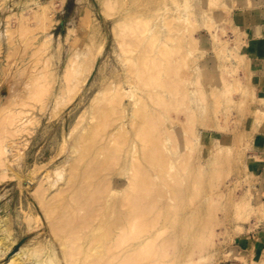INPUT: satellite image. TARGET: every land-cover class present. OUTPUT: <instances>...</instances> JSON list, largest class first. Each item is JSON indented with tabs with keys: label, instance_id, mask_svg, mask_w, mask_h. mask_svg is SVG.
<instances>
[{
	"label": "rangeland",
	"instance_id": "374dc122",
	"mask_svg": "<svg viewBox=\"0 0 264 264\" xmlns=\"http://www.w3.org/2000/svg\"><path fill=\"white\" fill-rule=\"evenodd\" d=\"M263 10L264 0H0V156L9 159L0 164V264L33 250L63 264L40 182L58 177L55 187L68 188L85 146L104 163L129 136L132 150L103 174L125 196L144 139L158 144L164 167L151 168L150 202L159 219L146 235L149 246L167 242L166 264H264L263 239L254 242L264 228L255 71L264 63L245 46L247 13L257 22Z\"/></svg>",
	"mask_w": 264,
	"mask_h": 264
},
{
	"label": "bare ground",
	"instance_id": "6f19581e",
	"mask_svg": "<svg viewBox=\"0 0 264 264\" xmlns=\"http://www.w3.org/2000/svg\"><path fill=\"white\" fill-rule=\"evenodd\" d=\"M131 30L133 32L138 31L135 28H131ZM136 38H134L133 40L131 39L128 42V44H130L131 47L133 46V48L135 49H137L138 47L137 44L138 42ZM136 44L137 46L135 47ZM131 49L129 46L128 50L130 51ZM134 57L135 56H133L132 58L131 56L130 59L128 60H131V64L136 68H138L141 64V61L143 60L140 59L141 60L140 61L138 57H137L138 60L136 57L134 59ZM98 65H99V60H97L94 64L95 69L98 67ZM94 71L95 70L93 69L90 78H92ZM150 73L149 75L150 77H152L153 74ZM141 76H143V74ZM147 76L145 75V79L144 76L141 78V80L142 79L144 80L143 81L144 83H148L151 80H153V78L150 79V77H148L150 79L149 81V79H147ZM167 82L170 83L171 79L170 82L169 81ZM85 84L86 82H84L83 85ZM174 84L171 83L173 87ZM145 121H148V119H146ZM149 129L151 131V127L147 128V131ZM140 130L141 131L143 130L145 132L144 129H140ZM89 140L88 138L86 139V141ZM144 141H146L145 144H143L144 146L142 150L144 154V160L140 161L141 162L140 163L135 159H132L133 172L132 175L128 176L129 184L126 187H124L125 190L124 192H126V195L125 196L123 195V197L120 195L122 199H120L121 197L117 199V197L119 196L116 197L117 194V191L115 189L116 184H114V180L112 179L111 176L110 178L108 177V175L110 174L106 173L108 174L106 176V174H103V171L109 168L111 169L110 165H112V167L118 165L119 160L121 158L120 154L122 153L126 154L127 152H130V150H132L133 147H131L130 144L131 142L130 136L127 137L126 139V142L128 143L127 144L128 148L127 147L125 148V146H123L126 143L123 140H121L122 144L120 146L116 145L115 146L116 150L112 148V150L114 149L113 153L111 152L112 150H110L111 154H109V151L107 152L110 156L113 154L112 157L114 158V160H112L113 158L108 157L110 161H112L111 162L112 164L109 163L110 162L109 160L107 161L105 160L104 163L101 162L103 160L100 159H99L100 161L97 160L98 159L97 156L99 154V148L97 149L98 151L97 152L94 151L95 154L93 153L92 155L90 154L92 152L90 151L91 150L89 146L90 144L85 146L84 148H86V150L89 149L90 150L86 151L83 148L81 150L82 152L81 151L79 152V156L77 157L78 159H80V162H82L83 164L79 163V165L78 164L71 165L69 170L70 172L67 175L68 188L65 189L61 188L60 187L61 184L59 183L60 186L58 187L59 189L58 191L57 187H55L56 185L55 180L58 178L57 176H56L57 178L54 180L55 182L53 181L55 185L53 184V182L52 183L50 182V185H47L48 188H51L54 185V187L57 189L56 191H58L56 194L54 193L53 198L49 197L50 194L48 195L46 193V191L49 189L47 188L46 185H44L45 183L40 182V186H39L40 188H38L37 192H39L38 195L40 196L43 205H45L46 207V212H47L46 215H48L47 217H49L51 221L53 231L60 238L63 264H145V263L166 264L167 263V262L165 263L166 257L169 254L168 253L169 249L167 250V242L165 243L163 241L164 243L163 242L160 243V247L159 245L158 246L154 245L159 248L158 249L156 247L157 249H155L153 248L154 246L152 247V245L150 246L148 245L151 244V242L149 243V240L151 238L146 235L148 234V232L153 230V229L150 230V228H153L152 226L157 221L156 217L159 215L158 212H157L158 214L153 212L154 209L152 208L154 206L153 207L151 206L153 203H156L154 201V197L156 198L158 195L157 193H155L156 195L152 193V191L154 192L153 189L154 187L150 185L151 181H153L151 179L154 176L152 174L153 173L152 170L157 169V168H153L154 165H158V166L160 165L161 166V167L159 166L160 168L164 167L162 164L164 162H162L160 154H158L159 153L158 144L151 143V140L149 139L147 140L144 139ZM149 141L151 144L149 143ZM1 142L4 141L2 140ZM4 143L6 144V142ZM88 146L89 149L87 148ZM0 147L2 149L5 146H0ZM7 148L8 145L6 149ZM101 149L102 148H100V150ZM2 152H4L3 149ZM1 157L2 156H0V159ZM2 158L5 160H3L4 162H2L1 159L0 164L2 165L4 163V165L5 164L8 165L7 162V160H9L8 157L6 158L2 157ZM130 161L131 159L128 160V163H130ZM80 165H82L83 167H81ZM57 170L56 172L60 171V169L58 171ZM56 172L54 171L55 175H58L59 173L56 174ZM61 173L64 174L63 170L61 171ZM151 174L153 176L150 179ZM60 176H62V174L59 175V177ZM47 177H48V172L46 178ZM50 177H48V179L49 181H52V178L50 180ZM43 181L45 180L43 179ZM49 181L46 180V182ZM58 182L61 181L58 180ZM62 182H64V178ZM152 197H153V203L151 204L150 200H152ZM155 207H157L156 204ZM156 225L157 222L155 226ZM154 237L156 236H153L152 240ZM142 239L145 241V243L144 241H142ZM33 251H31L32 253L31 252L30 253L31 256H35L33 262L34 264H55V263L59 264L58 262H56L57 261L56 259H55L56 261L53 260L52 258L54 257L53 255L45 256L43 252H41L40 250L38 252L36 251L33 252ZM48 252L51 253L52 251H48ZM30 253L26 255L28 256L26 257V259L25 257L21 256V258L19 257L20 258L19 260L17 257L19 256L18 255L19 253H14L8 258L6 264H27ZM151 257L152 258L154 257L153 258L154 260L152 259L153 262H151L150 260ZM145 260L148 261V263ZM160 260H163V262Z\"/></svg>",
	"mask_w": 264,
	"mask_h": 264
},
{
	"label": "crops",
	"instance_id": "0c3cea01",
	"mask_svg": "<svg viewBox=\"0 0 264 264\" xmlns=\"http://www.w3.org/2000/svg\"><path fill=\"white\" fill-rule=\"evenodd\" d=\"M246 16V14H244ZM253 13H247V17H245L248 22L247 26V40L245 46H249V59L257 60L260 63H264V10L258 16V21L254 22ZM256 71V90L259 99L264 101V67L258 66ZM260 104V103H259ZM258 239L255 236L254 242L256 247L258 246V242L260 240L263 241L262 246L264 245V228L261 231H258Z\"/></svg>",
	"mask_w": 264,
	"mask_h": 264
},
{
	"label": "water",
	"instance_id": "95a60500",
	"mask_svg": "<svg viewBox=\"0 0 264 264\" xmlns=\"http://www.w3.org/2000/svg\"><path fill=\"white\" fill-rule=\"evenodd\" d=\"M21 244V243H20Z\"/></svg>",
	"mask_w": 264,
	"mask_h": 264
}]
</instances>
